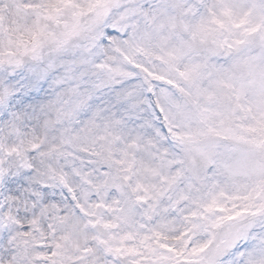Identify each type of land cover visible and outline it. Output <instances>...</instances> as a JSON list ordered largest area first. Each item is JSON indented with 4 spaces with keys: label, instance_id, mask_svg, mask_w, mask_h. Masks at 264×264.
Returning <instances> with one entry per match:
<instances>
[{
    "label": "snow or ice",
    "instance_id": "snow-or-ice-1",
    "mask_svg": "<svg viewBox=\"0 0 264 264\" xmlns=\"http://www.w3.org/2000/svg\"><path fill=\"white\" fill-rule=\"evenodd\" d=\"M0 264H264V0H0Z\"/></svg>",
    "mask_w": 264,
    "mask_h": 264
}]
</instances>
